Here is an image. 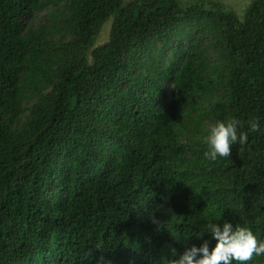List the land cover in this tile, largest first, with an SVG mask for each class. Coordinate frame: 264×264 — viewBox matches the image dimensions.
Wrapping results in <instances>:
<instances>
[{
  "label": "trees",
  "instance_id": "1",
  "mask_svg": "<svg viewBox=\"0 0 264 264\" xmlns=\"http://www.w3.org/2000/svg\"><path fill=\"white\" fill-rule=\"evenodd\" d=\"M233 116L264 129V0L243 18L220 0H0V264H163L214 246L220 215L264 238V131L203 156Z\"/></svg>",
  "mask_w": 264,
  "mask_h": 264
},
{
  "label": "clouds",
  "instance_id": "2",
  "mask_svg": "<svg viewBox=\"0 0 264 264\" xmlns=\"http://www.w3.org/2000/svg\"><path fill=\"white\" fill-rule=\"evenodd\" d=\"M258 131H264V129L261 128L257 118L247 121V130L238 117L216 119L207 127L206 149L203 156L209 161L228 157L232 145H245L248 142L249 133ZM150 216L154 223L161 225L162 221L155 216L154 212L150 213ZM220 217L221 215L208 219L203 228V233H209L215 240L214 246L210 247L209 240H203L199 245L192 244L186 247L178 258H167L163 264H234V262L249 264L254 256H264V238L246 223H237L234 226L226 219L222 224L215 222ZM172 256H177L175 249L172 250Z\"/></svg>",
  "mask_w": 264,
  "mask_h": 264
},
{
  "label": "rangeland",
  "instance_id": "3",
  "mask_svg": "<svg viewBox=\"0 0 264 264\" xmlns=\"http://www.w3.org/2000/svg\"><path fill=\"white\" fill-rule=\"evenodd\" d=\"M220 1H223L227 6L235 10L240 18H243L246 9L253 0H220ZM111 24H112V19L103 25L95 45H100L108 41L111 30L110 29Z\"/></svg>",
  "mask_w": 264,
  "mask_h": 264
}]
</instances>
